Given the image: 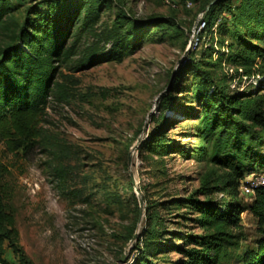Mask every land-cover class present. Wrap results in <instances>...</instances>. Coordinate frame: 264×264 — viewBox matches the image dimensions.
<instances>
[{"label":"rangeland","instance_id":"374dc122","mask_svg":"<svg viewBox=\"0 0 264 264\" xmlns=\"http://www.w3.org/2000/svg\"><path fill=\"white\" fill-rule=\"evenodd\" d=\"M107 1L111 3L101 12L97 36L84 35L81 51L98 41L101 30L120 11L144 36L139 47L120 62L101 60L77 73L60 68L72 78L73 97L68 103L48 100L41 127L51 144L49 150L36 146L11 155L0 143V163L8 170L3 183L9 212L18 247L30 264H115L123 255L125 264H139L149 228L162 230L159 241H168L171 247L148 261L179 264L188 258L176 249L182 246L178 237L217 234L221 229L219 224L201 225L198 208L177 207L175 201L193 198L224 209L229 200L218 190L226 171L210 162L213 144H205L200 134L203 102L189 86L197 81L198 63H213L215 68L204 70L217 78L234 75L235 67L226 61L235 52L234 42L220 37L216 28L192 38L205 10L204 0H170L174 8L164 0ZM186 1L191 2L190 8ZM159 18L174 19L181 34L161 39L163 34L150 22ZM132 29L127 30L135 32ZM110 44L100 41L99 48L105 52ZM219 54H223L221 61ZM226 84L228 92L235 94L256 91L259 85L264 87V80L236 77ZM165 95L169 105L163 109ZM157 135L167 145L164 153L151 151ZM61 147L67 150L63 161H59ZM59 163L67 167L63 184L53 171ZM204 187L209 195L203 194ZM240 187L238 200L247 208L252 196L242 194ZM239 220L238 229H226L238 245L228 249L230 255L218 264H239L235 256L254 247L256 219L245 210ZM5 252L6 259L20 264L18 255L8 248Z\"/></svg>","mask_w":264,"mask_h":264},{"label":"trees","instance_id":"16d2710c","mask_svg":"<svg viewBox=\"0 0 264 264\" xmlns=\"http://www.w3.org/2000/svg\"><path fill=\"white\" fill-rule=\"evenodd\" d=\"M211 1L204 0L202 10ZM110 3L107 0H0V143L6 153L16 155L36 146L51 148L41 127L48 100L68 103L73 97L69 86L72 78L64 75L61 67L77 73L101 60L120 62L142 43L144 36L137 31V24L120 11L116 20L101 30L98 41L81 51L83 36L90 33L97 36L101 12ZM204 21L206 28L201 34H211L216 28L220 37L232 39L235 49L226 58L235 67L234 75L217 78L204 70L215 68L213 63H198L194 68L197 81L189 86L203 102L200 134L205 144H213L210 162L226 171L218 181V190L229 200L223 203L224 209L193 198L175 201L177 207L198 208L201 225L221 227L217 234L178 237L182 246L176 249L188 258L179 264H218L229 256L228 249L237 247L238 242L227 230L239 228V216L245 210L257 221L258 238L254 247L235 257L239 264H264V187L255 190L247 208L238 200L241 183L256 175L255 168L264 170V87L259 85L256 91L230 94L226 84L228 79L236 77L257 76L264 80V0H218L209 8ZM150 22L163 34L161 39L164 35L172 38L181 34L172 18ZM129 28L135 32H128ZM100 41L111 43L110 48L101 51ZM218 57L221 61L223 54ZM162 99L160 105L166 109L168 95ZM161 121L165 120L161 117ZM153 145L154 153H164L167 149L159 135ZM59 152V161H63L67 150L61 147ZM53 171L63 184L67 167L59 163L53 166ZM7 174L6 166L0 163V264H15L5 258L6 248L18 255L20 264H30L18 247L14 218L9 212V196L3 183ZM203 192L209 195L208 188L204 187ZM223 227L227 230H222ZM162 233V230H147L146 252L139 264H153L148 257L171 247L168 241H159ZM188 246L194 248L186 249Z\"/></svg>","mask_w":264,"mask_h":264},{"label":"built area","instance_id":"2783aa9c","mask_svg":"<svg viewBox=\"0 0 264 264\" xmlns=\"http://www.w3.org/2000/svg\"><path fill=\"white\" fill-rule=\"evenodd\" d=\"M165 4L171 7H175V5L170 2V0H164ZM191 2L186 1L185 6L187 8L191 7ZM206 28V24L204 21V15L202 14L199 19L196 21L195 26L191 32L192 38L197 40V37L200 33H202ZM264 187V173H260L258 175H254L250 181L245 182L244 184H241V193L245 196H253L255 190L257 188Z\"/></svg>","mask_w":264,"mask_h":264},{"label":"water","instance_id":"95a60500","mask_svg":"<svg viewBox=\"0 0 264 264\" xmlns=\"http://www.w3.org/2000/svg\"><path fill=\"white\" fill-rule=\"evenodd\" d=\"M217 1H218V0H212V1L208 4V6L205 8V10H204V12H203V15H205V14L208 12L209 8H210L213 4H215ZM126 262H127L126 256L123 255V256L120 258V260H119L117 263H115V264H125Z\"/></svg>","mask_w":264,"mask_h":264}]
</instances>
